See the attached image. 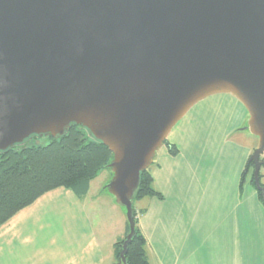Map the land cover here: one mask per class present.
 <instances>
[{"label":"water","instance_id":"95a60500","mask_svg":"<svg viewBox=\"0 0 264 264\" xmlns=\"http://www.w3.org/2000/svg\"><path fill=\"white\" fill-rule=\"evenodd\" d=\"M233 94L264 151V0H0V151L71 124L113 153L107 189L132 196L171 128L199 100Z\"/></svg>","mask_w":264,"mask_h":264},{"label":"crops","instance_id":"0c3cea01","mask_svg":"<svg viewBox=\"0 0 264 264\" xmlns=\"http://www.w3.org/2000/svg\"><path fill=\"white\" fill-rule=\"evenodd\" d=\"M226 96L243 106L228 92L203 99L221 104L218 97ZM245 111L240 117H247ZM175 125L166 140L179 148L171 138ZM161 149L154 153L149 171L162 199L133 202L136 210H144L137 220L148 264H264V206L257 191L247 189L244 195L247 173L240 188L244 170L236 171L235 162H227L229 153L204 172L193 153L187 156L178 149L171 155L165 145ZM99 175L106 181L92 192ZM110 179V172L103 170L82 198L58 188L18 211L0 226V264H119L113 243L124 234L126 215L106 187Z\"/></svg>","mask_w":264,"mask_h":264},{"label":"trees","instance_id":"16d2710c","mask_svg":"<svg viewBox=\"0 0 264 264\" xmlns=\"http://www.w3.org/2000/svg\"><path fill=\"white\" fill-rule=\"evenodd\" d=\"M38 139H44L46 143L38 144ZM163 144L169 154L178 153L175 144L167 140ZM112 159L113 153L107 146L91 136L87 129L74 123H71L62 135H31L23 142L0 151V226L49 191L66 188L73 191L78 198H82L88 191L90 181L99 172L107 170L112 176L109 166ZM259 160L263 165L264 159L260 156ZM251 165L252 163L248 164ZM244 175L245 172L240 188ZM250 182L254 185L253 178ZM261 185L264 188V184ZM257 196L264 206V191L257 190ZM145 197H163L153 186L149 167L139 174L132 205L134 201ZM142 212L144 210L138 211L133 207L135 228L124 255L127 264H148L146 239L137 220ZM128 232L126 220L123 236L113 243V256L117 263Z\"/></svg>","mask_w":264,"mask_h":264},{"label":"rangeland","instance_id":"374dc122","mask_svg":"<svg viewBox=\"0 0 264 264\" xmlns=\"http://www.w3.org/2000/svg\"><path fill=\"white\" fill-rule=\"evenodd\" d=\"M218 98L221 99V104H214L213 102L217 100L211 99V97L195 103L175 125L171 138L177 141L178 149L182 154L191 156L193 153L195 155L198 167L204 172L207 171L212 163L229 153L227 162L231 163L234 161L236 171L242 173L245 164L247 166L246 162H248L249 156L257 147L258 138L250 133L247 128L248 115L247 117L246 114L245 117H240L241 112H246L244 107L232 96ZM224 100H228L229 104L224 105ZM255 141L256 146L254 147L253 143ZM36 143L44 144L46 141L38 139ZM159 148L163 150L164 144ZM245 155H247L246 159L241 165V160ZM260 156L264 159V151ZM252 172V165L248 166L244 183V195L247 189H252L256 194L257 189L250 182ZM259 175L260 182L264 184V164L260 167ZM105 181V177L99 175L98 179L93 183L91 191H96ZM246 202L252 203V199ZM260 205L263 208V204L260 203ZM262 210L264 213V208ZM253 213L256 215L257 212L254 210ZM257 215L259 216V214ZM257 229L259 230V228ZM263 246L264 244L261 242V250H263Z\"/></svg>","mask_w":264,"mask_h":264}]
</instances>
